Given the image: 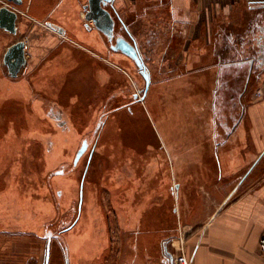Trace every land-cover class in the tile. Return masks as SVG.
Wrapping results in <instances>:
<instances>
[{"label": "rangeland", "instance_id": "1", "mask_svg": "<svg viewBox=\"0 0 264 264\" xmlns=\"http://www.w3.org/2000/svg\"><path fill=\"white\" fill-rule=\"evenodd\" d=\"M170 2L116 0L115 9L143 46L147 24L154 18L149 14H157L155 10L162 6L169 10ZM85 3L87 0H81L79 5L83 16L80 38L65 32L60 35V28L44 21L41 27L48 30L49 25V45L36 51L35 45L42 42L36 33L29 36L32 24L24 16L16 34L0 30V264H44L46 225L39 223L47 213L49 230L55 233L78 221L73 230L60 236L69 244L71 255L80 253L78 263L92 264L107 257L102 263L117 264L109 258L116 235L122 241L125 232L136 231L137 236L145 229L149 214L152 225L160 227L167 194L172 192L174 198L181 194L182 198L193 194L196 185L212 191L217 184L216 202L235 183L216 181L227 155V149L218 143L243 140L248 102L260 87L252 80L237 111L232 109L234 90L220 89L218 74L225 58L221 53L225 39L214 36L213 43L206 46L208 53L205 45L197 47L196 42L188 50L181 44L166 55L157 46L151 52L147 99L135 103L131 113L125 107L116 110V105L133 99L144 80L135 64L113 51L109 37L84 17ZM22 38L27 39L29 59L13 77L3 54ZM68 39L79 43V49ZM202 41L204 44V38ZM161 47L164 50L165 45ZM180 50L181 63L176 67ZM230 83L232 86V79ZM222 92L228 96L220 106ZM49 101L64 110L65 129L49 117ZM227 110L235 116H225ZM101 120L105 127L96 132ZM223 121L228 126H222ZM236 124L245 128L232 130ZM84 138L90 139V147L76 166L73 160ZM60 169L65 172L58 174ZM243 182L240 189L248 180ZM82 189L85 203L80 211ZM121 189L140 195L133 201L135 208L121 203L116 195ZM149 193L156 198L144 197ZM109 196L114 202H109ZM174 204L178 213L182 204ZM28 208L32 209L31 219L38 218L33 225L38 235L18 236L16 210ZM122 208L129 212L122 213ZM175 218L178 226V214ZM117 228H122L121 233ZM126 239L125 243L131 242ZM167 241L163 246L168 247ZM56 242L51 264H64Z\"/></svg>", "mask_w": 264, "mask_h": 264}, {"label": "crops", "instance_id": "2", "mask_svg": "<svg viewBox=\"0 0 264 264\" xmlns=\"http://www.w3.org/2000/svg\"><path fill=\"white\" fill-rule=\"evenodd\" d=\"M11 3L13 6L10 7L20 13L18 30L22 28L19 19L24 16V20L32 24L29 36L33 33L39 35L37 40L42 43L35 45L36 51L49 45V25L46 27L48 30L41 27L44 21L59 23L67 29L65 33L69 37L82 36L83 16L79 10L81 0H23L20 5ZM2 5L0 1V7ZM170 6L182 23L183 35H187L192 44L196 42L197 47L205 45L207 53L210 51L206 46L213 43L214 36L232 38L248 34L257 28L256 21H264V0H171ZM0 30L7 31L2 27ZM51 31L56 32L54 29ZM22 39L27 42L26 38ZM68 40L74 43L75 48L80 47L73 39ZM227 40L229 45L224 44L221 53L225 56L224 60L228 61L232 59L234 49L231 47L232 40ZM26 50L29 59L28 44ZM256 83L259 87L264 86V68ZM245 114L248 126L245 128L236 124L231 128H245L242 131L246 134L243 140H224L218 143L227 149V155L223 157L225 167L217 174L216 181L235 182L224 198L215 202L214 193L219 191L215 188L217 184L212 191L208 188L200 190L196 185L193 194L182 198L181 194L175 196V203L183 206H179L181 209L176 213L179 216L178 231L167 241L168 251L163 246L166 241L159 238L160 233L152 225L149 214L145 227L149 232L145 233L143 229L137 232V236L136 231L128 235L125 232L124 241L120 235H116L117 239L110 244L109 258H112L113 263L173 264L170 253L175 255L180 251L179 232L183 230L184 243L192 264H264V253L260 249V239L264 234V95L258 96L256 92L249 100ZM232 130L227 132L232 133ZM245 180L248 183L240 189ZM153 196L156 198V195ZM121 230L119 228V233ZM127 237L130 243H125ZM101 261L108 259L106 257Z\"/></svg>", "mask_w": 264, "mask_h": 264}, {"label": "flooded vegetation", "instance_id": "3", "mask_svg": "<svg viewBox=\"0 0 264 264\" xmlns=\"http://www.w3.org/2000/svg\"><path fill=\"white\" fill-rule=\"evenodd\" d=\"M157 1H159V3L161 4L163 2V0H157ZM115 2L116 0L107 3L105 6L111 12L115 20L113 37L112 39H109L112 42L111 49L115 52L123 54L129 60H131V62L135 64L136 68H138L139 73L141 74L142 79L144 80V86L141 89H139L138 92H135L133 99L130 100L129 103L126 104L120 103L119 105H116L114 107L116 110H122L125 107L128 110V112L131 113L133 112L134 104L135 103L137 104L140 100H146L149 94L151 79H152V73L149 67L151 60V52L155 51V48L158 46V48L161 49V50L159 49V53H161L162 51V53L166 55L170 49H177L181 44H183L184 50H188L187 48L192 46V42H190V39L189 37H187V35L186 36L183 35L181 29L182 23L178 18H176V14L172 9V7L170 6V9L166 10L167 8H164L162 6V7H158L159 10H155L157 11V14H155L154 12H152L151 14L148 13L154 18L150 20L149 24H147L148 27L146 28L144 34L146 36L145 44L141 46L137 37L129 29L127 22L124 21V19L119 15L117 10L115 9ZM87 3L84 4V9ZM109 7H111V9ZM164 19H167V21H165L163 24L162 22ZM255 23L257 28L248 32V34H243L232 38L230 37L224 38L226 41V45L227 44L229 45L227 39L232 40L231 47H233L234 49V54L232 59H229L228 61L225 59L224 61L220 62V66H219L220 68L218 72L220 89L221 88L228 89L229 87H232V89L234 90V94H232V96L230 97V100L232 101L231 104L230 103L229 104L232 106V109L236 107L235 108L236 111L239 105L238 101H240L241 97L245 94V91L248 89L252 80L257 79L260 76L262 69L264 68V21L262 22L256 21ZM50 24L53 25L54 27L63 29V32L67 31V29H65L64 27L60 26L57 23L54 24L50 22ZM151 24L153 27H151ZM119 37H125L135 46L138 58H135L131 55H128L120 50H115L113 48V45L117 42V39ZM162 44L165 45L164 50H162L161 47ZM178 53L179 54L175 59L176 67L181 63V58H182L180 55L182 53L181 50L178 51ZM230 79H232L234 82L232 86H230L231 85ZM219 95L221 98L220 106H222L226 104L225 101L228 95L226 92L219 93ZM46 106H48L47 113L49 117L51 119H55L57 123L61 125L63 129H65L68 123L67 120L64 118L65 116L64 110L59 105L52 103L51 101H49V104ZM97 106L100 107V103H97ZM105 106H107V104H105L103 107ZM228 112L229 113H225L224 115L227 116L229 114L232 115L233 117L235 116L233 115L232 110L231 112L230 111ZM226 123L227 122L223 121L221 124L222 126H228L226 125ZM104 127H105V123L101 120L98 123V126L96 127L95 131L100 132ZM84 140L88 141L89 144L88 149H89L90 139L84 138L83 141ZM85 153L83 154V156L85 155ZM82 157L80 158L79 162L81 161ZM79 162L77 163V165L79 164ZM57 172L58 174H62L65 172V169H60ZM84 183L85 182H83V187H84ZM60 193L61 191H59V194ZM84 197H85V191L84 189H82L80 206H79L80 211H82L84 207V203H85ZM37 212L38 211H36V213ZM30 213H32V209L29 210V208L16 210L17 216H16V221L14 222V226H15V231H18L17 234L18 236H22V235L32 236L33 233L36 236L38 235V232H35L33 230V225L35 224V220H37L38 218L31 219L32 214ZM40 218H43V220L39 223L41 224V227L46 225L45 228L46 233L43 234V238H42L45 239L46 241V254L44 256V264L52 263L51 255L54 247L53 241L54 242L57 241L56 242L57 245H59L61 248V251L64 255V264H67L68 256L70 259V264L78 263L77 258L80 257V253H78L77 255L74 254L71 255L69 244L67 242L64 243L60 237L61 235L66 234L71 230H73L76 222L78 221L74 222V225L71 224L63 228L60 233H55L49 230V226H48L49 213H47V215H45L44 217H40ZM38 239L39 238H37V240ZM78 264H82V263H78ZM92 264H102V261L100 259H97V261H95V263Z\"/></svg>", "mask_w": 264, "mask_h": 264}, {"label": "water", "instance_id": "4", "mask_svg": "<svg viewBox=\"0 0 264 264\" xmlns=\"http://www.w3.org/2000/svg\"><path fill=\"white\" fill-rule=\"evenodd\" d=\"M8 1L19 5L23 3V0ZM113 1L114 0H88V3L85 5L84 14L85 18L87 20L94 21L96 28L105 33L109 39H112L113 37L115 20L111 12L105 6L107 3ZM19 14V11L15 8L10 7L8 4H3L0 7V27L16 34L18 32L17 21ZM59 32L63 33V29L60 28ZM26 48L27 42L24 39H20L11 44L4 53L3 62L7 66L9 74L13 77H16L19 74L23 66L26 65L28 61ZM113 48L138 58L135 46L125 37H119L117 42L113 45ZM88 146V141L84 140L76 153L74 165H77L80 158L87 151ZM165 248L168 251V247L166 246ZM170 259H173V254L171 253ZM67 264H70L69 256L67 257Z\"/></svg>", "mask_w": 264, "mask_h": 264}, {"label": "trees", "instance_id": "5", "mask_svg": "<svg viewBox=\"0 0 264 264\" xmlns=\"http://www.w3.org/2000/svg\"><path fill=\"white\" fill-rule=\"evenodd\" d=\"M168 190V188H166ZM165 189V190H166ZM166 190V191H167ZM113 195V194H112ZM116 195L120 198L121 203L124 205L125 202L130 203V205H132L131 207L135 208V206H133V201H135L136 197L139 198L140 195H136L134 196V191L132 190H126V189H121L118 190V192L116 193ZM111 198V196H109ZM144 197H150L151 199H154V196L152 193L146 194V196ZM115 199V198H114ZM137 200V199H136ZM114 202L113 199H109V202L111 203ZM150 201V199H149ZM164 202V211H163V216L164 219L162 218V224L160 225V227L158 228V226L155 227V229H157L160 233L159 238L163 241H167L169 239H171V237L173 235H176L177 231H178V226L175 224L176 222V210H175V200H174V196L172 194V192H170L169 194H167L166 198L163 200ZM112 205V204H111ZM112 207V206H111ZM125 207V206H124ZM113 211L116 212V214L119 213L118 210H115L113 208ZM122 213H128L129 211L127 210V208H122L120 210ZM127 211V212H126ZM137 210L135 209V212ZM139 212H136L137 215ZM175 215V216H173ZM154 227V226H153ZM145 233L149 232L147 229H144ZM165 233V235L163 236V234Z\"/></svg>", "mask_w": 264, "mask_h": 264}, {"label": "built area", "instance_id": "6", "mask_svg": "<svg viewBox=\"0 0 264 264\" xmlns=\"http://www.w3.org/2000/svg\"><path fill=\"white\" fill-rule=\"evenodd\" d=\"M3 4H8L9 6H13L12 3L8 0H0ZM14 8V7H13ZM258 96L264 95V86H261L257 90ZM180 237V251L177 254H173V264H192L191 257L187 253L186 246L184 243V232L183 230H180L179 232ZM260 249L264 253V234L260 239Z\"/></svg>", "mask_w": 264, "mask_h": 264}, {"label": "bare ground", "instance_id": "7", "mask_svg": "<svg viewBox=\"0 0 264 264\" xmlns=\"http://www.w3.org/2000/svg\"><path fill=\"white\" fill-rule=\"evenodd\" d=\"M59 24V23H58Z\"/></svg>", "mask_w": 264, "mask_h": 264}]
</instances>
